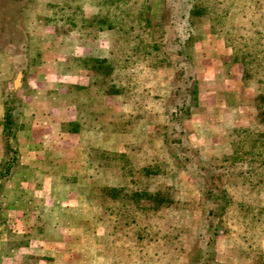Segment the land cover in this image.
<instances>
[{"label": "rangeland", "instance_id": "rangeland-1", "mask_svg": "<svg viewBox=\"0 0 264 264\" xmlns=\"http://www.w3.org/2000/svg\"><path fill=\"white\" fill-rule=\"evenodd\" d=\"M263 91L264 0H1L0 264H264Z\"/></svg>", "mask_w": 264, "mask_h": 264}, {"label": "trees", "instance_id": "trees-1", "mask_svg": "<svg viewBox=\"0 0 264 264\" xmlns=\"http://www.w3.org/2000/svg\"><path fill=\"white\" fill-rule=\"evenodd\" d=\"M17 26L20 27L19 25H17ZM21 47L23 49H25L26 48L25 43L22 44ZM105 60L106 59H93V60H91V62L93 63L94 69L95 70L103 69L104 68V62H106ZM196 93L197 92L194 91V98L196 97L195 96ZM262 95L263 96L260 99L261 106L259 107V110H260L261 119L264 123V91H263ZM10 112H11V109L8 107L7 108V115H6L7 119H9V117H10ZM11 131H12L11 129H8L6 127L4 135L7 139L10 138ZM262 138L264 140V134H263ZM15 154H16V157L13 160H11L10 163L7 164L6 171H5L6 173L3 175V177L11 176L12 171L18 165V163H17V155H18L17 150L15 151ZM253 177L256 178L255 181H250L249 179H245L244 183L246 185L251 186V188L258 193L257 195L259 197L256 199V202L258 204H263V201H261L260 197L262 196V192L264 191V169H262L260 171H256V173L253 175ZM252 182H253V184H252ZM136 197H137L138 203L142 204V206H145V209H150V210H154V211H158V210L163 209V208H170V206H172V203H173V200L170 199L168 195H165L161 192H157V193H148V192L142 193L141 192V193H137ZM226 200H228V199H225L224 201H226ZM222 202L223 201L221 200L220 204ZM229 203H230V201H228L226 205L222 204L220 206V209L223 210L224 212H226V214L228 212L227 210H228V206H229L228 204ZM234 205L241 206V201L238 202L237 204L234 203ZM256 209L257 208H250L248 210V213H252V212L255 213L252 216V220H254V223H255L254 225L256 226V228L259 226V229H262V228H264V207L259 208L258 211ZM248 213H247V211L241 212V215H245ZM247 218H248V216H247ZM247 220L249 221V219H247ZM241 221L243 223L242 228L246 229V232H248L249 231L248 228L252 227L250 224V221L246 224L243 220H241ZM215 229L217 230L216 232L218 234V230H220L221 227L219 225H216ZM142 261L146 262V260H143V259H142Z\"/></svg>", "mask_w": 264, "mask_h": 264}, {"label": "crops", "instance_id": "crops-1", "mask_svg": "<svg viewBox=\"0 0 264 264\" xmlns=\"http://www.w3.org/2000/svg\"><path fill=\"white\" fill-rule=\"evenodd\" d=\"M7 108L8 107H6V110L4 111V113L2 114L3 115V118H5V116L7 115ZM11 114H12V109H11V112H10V116H11ZM0 121H2V117H1V115H0ZM2 126H0V137H2ZM72 134H74V133H72ZM73 138H76V137H74V136H72ZM0 142H2L1 140H0ZM21 141L20 140H18L17 139V141H16V148H15V150H17V152H18V155H17V163H18V165L14 168V170L12 171V174H11V176H8V177H2V182L0 183V194H1V204H3L2 203V197L4 196V195H8L9 193H8V191L10 190V189H12L11 187H9V185L12 183V182H15L17 179H21V177H19L20 176V170L23 168V159H24V157H23V152H22V146H21ZM2 155V156H1ZM0 156H1V158H0V162H2V160H3V157H4V154H1ZM22 156V157H21ZM34 158V156L31 154L30 155V157H29V159H33ZM24 162H27V161H24ZM150 169H146L145 171L146 172H148ZM6 171V170H5ZM6 172H4L3 173V175L5 174ZM147 176H152L151 174H149V173H145ZM53 192V194H54V196L56 195V193H55V191L53 190L52 191ZM142 193L144 192V191H141ZM141 192H138V193H141ZM145 192H148V193H152V192H150V191H145ZM155 192V191H154ZM21 196V195H20ZM23 200H24V198H22V200H21V204H24L23 203ZM0 204V205H1ZM20 203H19V201H17V202H14L13 203V205L14 206H12V208L14 209V211L16 210V209H18V205H19ZM14 223H12V225H13ZM20 224L23 226V224H24V222H21L20 221ZM55 225V224H54Z\"/></svg>", "mask_w": 264, "mask_h": 264}, {"label": "water", "instance_id": "water-1", "mask_svg": "<svg viewBox=\"0 0 264 264\" xmlns=\"http://www.w3.org/2000/svg\"><path fill=\"white\" fill-rule=\"evenodd\" d=\"M21 76V75H20ZM19 83V79H17V84Z\"/></svg>", "mask_w": 264, "mask_h": 264}]
</instances>
